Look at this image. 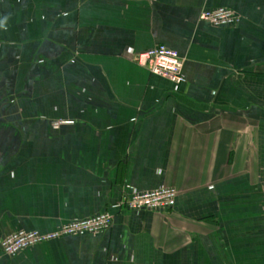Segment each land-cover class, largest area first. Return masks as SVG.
<instances>
[{
    "label": "crops",
    "instance_id": "crops-1",
    "mask_svg": "<svg viewBox=\"0 0 264 264\" xmlns=\"http://www.w3.org/2000/svg\"><path fill=\"white\" fill-rule=\"evenodd\" d=\"M220 7L239 22L200 19ZM158 44L178 89L129 54ZM162 185L165 212L0 264H264V0H0V239Z\"/></svg>",
    "mask_w": 264,
    "mask_h": 264
},
{
    "label": "built area",
    "instance_id": "built-area-1",
    "mask_svg": "<svg viewBox=\"0 0 264 264\" xmlns=\"http://www.w3.org/2000/svg\"><path fill=\"white\" fill-rule=\"evenodd\" d=\"M200 19L213 26H234L239 22L240 17L233 9L220 7L203 10ZM129 54L139 65L148 68L151 73L168 79L175 89H178L185 82L183 60L175 49L164 44H158L143 52L129 50ZM63 123H68V121H59L55 125ZM177 194V189L172 186L162 185L148 190L130 187L119 202L111 205L103 212L65 222L58 229L49 232L16 230L1 238L0 246L4 254L14 256L21 250L65 235L97 234L112 224L113 213L111 209L125 207L130 210L148 209L165 212L175 206Z\"/></svg>",
    "mask_w": 264,
    "mask_h": 264
}]
</instances>
